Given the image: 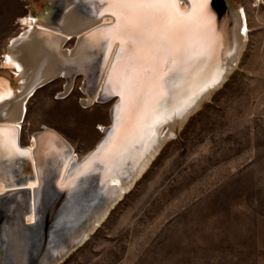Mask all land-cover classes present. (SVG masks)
<instances>
[{"label": "rangeland", "instance_id": "1", "mask_svg": "<svg viewBox=\"0 0 264 264\" xmlns=\"http://www.w3.org/2000/svg\"><path fill=\"white\" fill-rule=\"evenodd\" d=\"M225 1L243 8L247 37L228 76L58 264H264V0ZM51 3L62 4L0 0V76L15 81L5 64L11 42L29 28L23 18L46 15ZM76 38L62 50L73 49ZM72 78L29 94L19 121L23 146L55 129L81 160L100 142L116 98L85 106V81ZM167 130L161 126L158 136Z\"/></svg>", "mask_w": 264, "mask_h": 264}, {"label": "bare ground", "instance_id": "2", "mask_svg": "<svg viewBox=\"0 0 264 264\" xmlns=\"http://www.w3.org/2000/svg\"><path fill=\"white\" fill-rule=\"evenodd\" d=\"M75 1V6L89 4L94 13L110 14L102 15L99 19L88 15L87 8L78 14V10H74ZM61 2L65 15L56 16L60 6L51 3L46 15H31L22 19L29 28L27 27L22 37L11 42L9 55L5 60L15 81L0 76V248L3 264H42L72 240H86L90 234L87 233V225L94 219L103 218L104 214L99 218L98 214L103 213L110 201L121 197L136 181L166 137H172L175 128L184 123L201 102L208 98L211 89L222 84L239 58L247 38L243 8L235 9L230 5L221 10L219 4L223 6L224 3L211 0L212 30L216 37L214 52L191 65L183 63L185 50L194 51L204 37L196 25L195 11L191 17L177 16L175 19L184 26V30L169 33V50L163 54L169 62L166 68L162 63L146 60L145 52L138 50L146 49L148 45L140 44L134 49L129 43H125L122 50L119 40H112L111 45L101 39L103 32L107 31L106 26L116 21V17L112 15L114 9H109L102 0ZM175 5L181 13L193 10L191 0H175ZM72 34H77V44L64 52L62 45ZM108 46L111 49L101 63L99 51ZM229 50L233 52V56L224 64V72L215 86L199 93L188 108L177 115L175 110L185 105L198 87L203 88L217 76L225 53ZM173 59L177 61L176 65H172ZM146 67L154 68L157 73L168 71L172 67H177L179 71L178 76L169 83L168 95L159 105V114L154 124L152 120L144 121L141 118L146 110L145 100L148 102L147 110L156 107L151 99L150 82L145 83L143 94L137 97L134 106L128 104L127 90L122 99L118 86L134 70L140 72ZM77 75L82 76L85 81V106L94 101L103 103L110 100L109 97L103 98L109 92L118 93L119 97L116 98L113 115L111 112L110 124L104 127V135L98 144L108 135L107 141L91 159L78 168L76 174L92 170L97 161L106 164V169L102 172L104 179L110 174L108 168L115 171L122 165L124 158L135 159L147 143L153 144L148 150L152 152L144 154L136 165L124 171L123 178H110L105 186L80 188L68 195H59L50 181L55 165L66 159L63 147L68 145L66 139L55 129L44 128L34 133L28 146H23L20 143L19 121L24 113V103L36 87L60 76L71 81ZM69 89L67 87L63 93ZM173 113L176 117L166 124L168 130L164 136H149L157 122L166 117L172 119ZM148 125L152 127L149 129ZM155 132L158 133V127ZM98 144L89 153H93ZM136 144H140L139 149ZM86 157L78 160L72 151L57 181L58 189L71 187L72 176L65 181L71 163H80ZM56 209L58 211L55 212V217L62 219L53 231L47 232L38 225L39 214L46 211L49 216ZM43 248L44 254L41 252Z\"/></svg>", "mask_w": 264, "mask_h": 264}, {"label": "snow or ice", "instance_id": "3", "mask_svg": "<svg viewBox=\"0 0 264 264\" xmlns=\"http://www.w3.org/2000/svg\"><path fill=\"white\" fill-rule=\"evenodd\" d=\"M191 2L193 10L181 13L176 8L175 0H102L109 9H114L112 15L116 17V21L106 26L107 31L103 32L101 39L109 44L112 40H119L122 50L125 43H129L134 49L140 44L148 45L146 49H138L145 52V59L162 63L167 68L169 62L163 54L169 50V33L184 30V26L175 17H191L195 11V22L203 33L204 39L194 51L185 50L183 63L191 65L201 57L211 55L216 42L215 33L212 30L211 0H191ZM171 63L176 65L177 61L173 59ZM178 74L177 67L168 68V71L160 73L152 67H146L140 72L134 70L132 75L126 76L118 85L121 89L120 95L124 99L127 90L128 104L134 106L137 97L143 94L145 83L150 82L151 99L156 107L150 111L147 110L148 102L145 100L146 110L141 118L144 121L152 120L154 124L159 114V105L168 95L169 83ZM192 100L193 97H190L188 103ZM188 103L183 107L186 108ZM148 127L150 129L152 125Z\"/></svg>", "mask_w": 264, "mask_h": 264}, {"label": "water", "instance_id": "4", "mask_svg": "<svg viewBox=\"0 0 264 264\" xmlns=\"http://www.w3.org/2000/svg\"><path fill=\"white\" fill-rule=\"evenodd\" d=\"M216 1V0H215ZM217 1H220L221 3H224L223 4V6H221V4H219V6L221 7V10H223V9H226V7H228L229 6V4L225 1V0H217ZM70 2H72L73 3V1H70ZM77 2L75 1L74 2V10L75 9H77L78 10V14H80V13H82V11H84V9L85 8H87L88 10V15H92V16H94V17H96V18H101V16L102 15H107V14H110L109 12H104L102 15L100 14V12H98V13H94L93 12V10H92V7H91V5H89V4H85V5H83V6H81V4H77L76 6H75V4H76ZM219 3V2H218ZM78 6V7H77ZM73 14H75V12H73ZM111 45H112V43H111ZM110 49L111 48H109V46L108 47H105V48H102V49H100V51H99V55H98V57H99V59L101 60V63H103L104 62V60L106 59L105 57L107 56V54H108V52L110 51ZM233 54V52L232 51H226V53H225V56H224V58H223V63H222V66H220V70L217 72L218 74H217V76L215 77V79L214 80H211V82H208L207 83V85H205L203 88H201V86L200 87H198V89L196 90V92H194L192 95H190L191 97H193V99L196 97V96H198V94L199 93H201V92H203L204 90H207V88H211V86L213 87V86H215L214 84L216 83V81L219 79V77H221V74L224 72L223 70H224V67H225V65L227 64V62L229 61V59L231 58V56H233L232 55ZM225 64V65H224ZM224 66V67H223ZM201 89H203L202 91H201ZM104 96V95H103ZM102 96V97H103ZM117 98V97H119V94L118 93H108V94H106L103 98ZM102 98V99H103ZM189 99V98H188ZM187 103H188V101H187ZM190 105V103H188V106ZM184 106V105H183ZM183 106H179V108H177L176 110H175V113L177 114V115H180L186 108H188V106L185 108V107H183ZM113 108H114V106L112 107V109H111V111H112V115H113V113H114V111H113ZM175 113H173V117H172V119L171 118H169V117H166V118H164V119H161L160 120V122L158 123H156L155 124V128L154 129H152V131H150L149 132V136L151 135V137L153 136H155V138L156 137H158V134H159V130H160V128H161V126H163V125H166L170 120H173V118H175L176 117V114ZM171 116V115H170ZM158 127V133L157 132H155L156 131V128ZM112 128V127H111ZM155 134V135H154ZM107 137H108V135L106 136V137H104V139L102 140V142L100 143V144H98V147L94 150V152L93 153H89L88 155H87V157L85 158V159H83L80 163H77V162H75V161H73L71 164V169H70V171H69V173H68V176L66 177V179H65V181L67 180V179H70V177L72 178V181H73V184L71 185V187H68V188H63V187H61V189H58L57 188V184L59 183V182H57V181H59V179H60V176H61V174H62V172H63V169H64V167L66 166V164H65V162H67V160H68V157H70V155L72 154V149H71V147L70 146H66V145H63V147H65L64 148V150H65V152H66V159L63 161V160H61L60 162V164H57V165H55V169H54V175H53V178H52V181H50L51 183H50V185L52 186V187H54V189L56 190V191H58L59 193V195H68L69 193H71V191H73V190H80V188H88V187H95V186H100V187H102V186H105L107 183H108V181H109V179L110 178H114V177H117V178H123V172L124 171H126V170H128L129 168H131V167H133L134 165H136L139 161H140V158L144 155V154H147V155H149L151 152H152V150H150V152L148 151L149 150V148H151V146L153 145V144H149V143H147L146 144V146L143 148V150L141 151V153H139V155L135 158V159H132V158H130V157H127V158H124V160L122 161V165L120 166V167H118V169L117 170H115V171H111L110 170V168H108V172L110 171V174L108 173V175L107 176H105L104 177V179L102 178V172H103V170H105L106 169V164H103V163H100V162H97V161H95V165H94V167H93V169L92 170H89L88 172L87 171H85L84 173H82V172H80L79 174H76V171L78 170V168L80 167V166H82L85 162H87V160H89V159H91V157L94 155V153L95 152H97L101 147H102V145H104V143L107 141ZM152 137V138H153ZM137 145V144H136ZM150 146V147H149ZM137 147H138V149L140 148V144L139 145H137ZM69 177V178H68ZM119 178V179H120ZM71 198L72 197H70L69 199L71 200ZM119 200V197H116V198H114L112 201H110L108 204H107V208H106V210L105 211H103V213H100V214H98L99 216H98V218L100 217V216H102V214H104V216L106 217V212L117 202ZM60 208V207H59ZM56 211H58V209H56L55 211H54V213H50V215L48 216V214H46V211L45 212H43V213H40L39 214V222H38V225H40L43 229H46L47 230V232H48V230H50V231H53V228L61 221V217L60 218H56L55 217V212ZM42 214H43V216H42ZM104 216H103V218H99L98 220H96V219H94V220H92L90 223H89V225H87V233L89 234V231H91V230H94L95 229V227L97 226V224L98 223H100L103 219H104ZM84 240H85V238H77V239H75V240H72V242L71 243H68V244H66L65 246H64V248H62L61 250H59V252L58 253H56L55 254V256L54 257H51V258H48L45 262H43L42 264H58L59 262H61L62 260H64L71 252H72V249H75L76 247H78L80 244H82L83 242H84ZM41 252H43V254L45 253L44 252V248L41 250ZM0 253H1V257H0V264H3V262H2V257H3V253L1 252V248H0ZM42 254V255H43ZM44 256V255H43Z\"/></svg>", "mask_w": 264, "mask_h": 264}]
</instances>
